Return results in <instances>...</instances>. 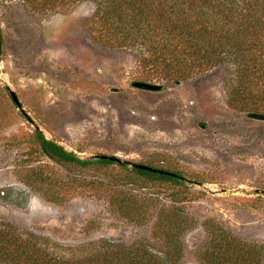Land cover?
I'll use <instances>...</instances> for the list:
<instances>
[{
	"label": "rangeland",
	"instance_id": "374dc122",
	"mask_svg": "<svg viewBox=\"0 0 264 264\" xmlns=\"http://www.w3.org/2000/svg\"><path fill=\"white\" fill-rule=\"evenodd\" d=\"M94 10V0L48 13L0 0V229L78 264H130L117 256L140 242L155 256L175 251L166 264H212L222 235L255 244L264 264V120L230 105L222 67L184 81L142 78L133 52L93 39ZM35 125L81 159L150 164L184 184L127 165L56 163ZM172 227L181 228L177 252L165 236Z\"/></svg>",
	"mask_w": 264,
	"mask_h": 264
},
{
	"label": "trees",
	"instance_id": "16d2710c",
	"mask_svg": "<svg viewBox=\"0 0 264 264\" xmlns=\"http://www.w3.org/2000/svg\"><path fill=\"white\" fill-rule=\"evenodd\" d=\"M20 1L33 12L48 13L77 0ZM94 2L93 39L103 47L133 52L142 78L184 81L222 67L229 74L230 105L243 112L264 113V0ZM35 135L41 152L56 163L80 167L92 163L118 164L105 159H81L47 139L40 130L37 129ZM148 166L172 172L175 176L135 168H130V172L149 181L184 184V177L179 172ZM172 228L177 230L176 234L167 230L165 236L175 245L177 252L181 228ZM217 238L210 245L216 260L212 264H259L255 244H247L231 235ZM124 251L117 256L120 263L166 264L176 255L175 251H167L165 258L152 255L143 242ZM5 261L11 264H78L75 260L53 257L16 228L0 229V263Z\"/></svg>",
	"mask_w": 264,
	"mask_h": 264
},
{
	"label": "water",
	"instance_id": "95a60500",
	"mask_svg": "<svg viewBox=\"0 0 264 264\" xmlns=\"http://www.w3.org/2000/svg\"><path fill=\"white\" fill-rule=\"evenodd\" d=\"M0 29H1V26H0ZM132 87H134L136 89H140V90H144V91H152V92L161 91L163 88V86L161 84H155V83L146 82V81H134V82H132ZM8 91H9V94L12 98V101L17 105L18 109L25 116H28L24 112V109L22 108L21 103H20L16 93L9 88H8ZM247 116L249 118L256 119V120H264V114H261L258 112H250V113H248ZM29 120H30V118H29ZM31 122H32V120H31ZM35 128L39 130V127L37 125H35ZM92 158H94V159H105V160L116 162L120 165H127V166H130L131 168H135V169H140V170L149 171V172L158 173V174H166V175H170V176H175V174L172 172L165 171L162 169L153 168V167H150V166L145 165V164L132 163V162H129L126 160H122L116 156L100 154V155L92 156Z\"/></svg>",
	"mask_w": 264,
	"mask_h": 264
}]
</instances>
